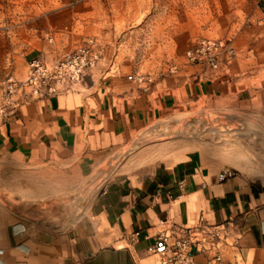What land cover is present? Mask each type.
Listing matches in <instances>:
<instances>
[{"label": "rangeland", "instance_id": "rangeland-1", "mask_svg": "<svg viewBox=\"0 0 264 264\" xmlns=\"http://www.w3.org/2000/svg\"><path fill=\"white\" fill-rule=\"evenodd\" d=\"M202 41L222 43L216 68L187 57ZM79 48L92 61L83 77L46 93L30 64L52 66ZM113 79L141 98L164 99L167 111L90 170L61 154L1 156L0 223L74 228L104 187L137 185L190 154L217 179L264 183V0H0V126L29 122L47 100L79 104ZM210 81L215 96L195 92Z\"/></svg>", "mask_w": 264, "mask_h": 264}, {"label": "crops", "instance_id": "crops-1", "mask_svg": "<svg viewBox=\"0 0 264 264\" xmlns=\"http://www.w3.org/2000/svg\"><path fill=\"white\" fill-rule=\"evenodd\" d=\"M194 89L200 96L219 92L212 81ZM167 106L164 99L141 98L125 89L124 80L113 79L108 90L101 86L79 104L47 100L29 122L19 125L17 119L0 126V157L45 160L61 154L90 170L121 140L160 119ZM262 185L241 177L219 180L190 154L155 168L137 185L104 187L89 217L74 228L56 232L19 218L5 220L0 223V264H154L147 248L160 222L170 218L176 224L202 220L218 227L217 249L205 244L195 264H264Z\"/></svg>", "mask_w": 264, "mask_h": 264}, {"label": "built area", "instance_id": "built-area-1", "mask_svg": "<svg viewBox=\"0 0 264 264\" xmlns=\"http://www.w3.org/2000/svg\"><path fill=\"white\" fill-rule=\"evenodd\" d=\"M222 46L221 42L202 41L187 53V57L192 62H206L216 68L218 51ZM87 54V50L79 48L74 54L65 56L52 66L38 61L32 62L30 66L38 73L41 88L48 94H55L60 88L71 90L80 81L86 68L92 64V61L86 60ZM227 177L230 174H219L220 180ZM217 228L202 220L191 225L165 220L160 222L159 230L154 235L153 244L147 248V253L155 257L154 264H195V255L205 250V244L217 249L214 245V240L218 239ZM215 261H219L218 252Z\"/></svg>", "mask_w": 264, "mask_h": 264}, {"label": "bare ground", "instance_id": "bare-ground-1", "mask_svg": "<svg viewBox=\"0 0 264 264\" xmlns=\"http://www.w3.org/2000/svg\"><path fill=\"white\" fill-rule=\"evenodd\" d=\"M184 127V126H183ZM182 127V129L179 130V132L181 133V135L183 136H189V133ZM191 135V134H190ZM193 136V135H192ZM258 136L260 137V135L258 134ZM199 137V136H198ZM261 138V137H260ZM146 139V138H145ZM158 139V138H155ZM148 140H143L142 142H146ZM106 174V173H105Z\"/></svg>", "mask_w": 264, "mask_h": 264}]
</instances>
